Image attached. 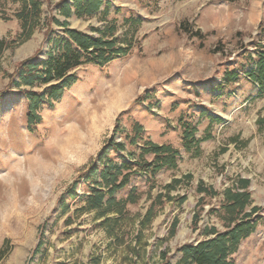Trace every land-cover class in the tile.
Instances as JSON below:
<instances>
[{"label": "rangeland", "instance_id": "374dc122", "mask_svg": "<svg viewBox=\"0 0 264 264\" xmlns=\"http://www.w3.org/2000/svg\"><path fill=\"white\" fill-rule=\"evenodd\" d=\"M35 1L40 18L22 40L21 1L0 0V40L16 42L0 53V91L40 46L44 18L64 20L57 12L62 0ZM102 1L90 16L67 18L68 27L99 37L96 29L113 26L118 44L130 42L127 56L73 70L75 83L52 107L39 108L41 122L31 130L20 90L42 93L51 83L12 86L0 99V264H162L163 253L178 264V247L201 241L205 226L224 228L222 195L199 193L198 184L221 193L246 178V211L264 207V95L245 75L255 66L248 55L264 46V0ZM182 22L203 38L180 31ZM51 26L53 37L62 35ZM49 48L45 41L32 62L46 61ZM229 71L238 77L224 86ZM181 122L196 128L197 140L210 136L197 155L183 148ZM135 124L143 131L131 144ZM111 139L125 150L107 149L98 163ZM147 141L178 149L177 167L142 172L134 162ZM105 160L130 166L123 171L129 182L112 197L124 201L131 193L136 201L120 213L106 203L83 209L100 182L99 174L83 175ZM11 170L15 176L7 175ZM255 217L254 232L232 255L235 264H264V210Z\"/></svg>", "mask_w": 264, "mask_h": 264}, {"label": "trees", "instance_id": "16d2710c", "mask_svg": "<svg viewBox=\"0 0 264 264\" xmlns=\"http://www.w3.org/2000/svg\"><path fill=\"white\" fill-rule=\"evenodd\" d=\"M18 1H21L22 4L21 10L17 14V18L22 21L21 35L24 37L22 40H27L33 32L36 21L40 18V2L35 0ZM102 3V0H62L59 3L60 7L57 12L65 20L60 21L50 15L45 17V30L40 46L33 55L17 63L12 73L8 75V84L5 89L0 91V99L5 96L12 86L23 85L32 88L35 84L51 83L42 93H35L31 89L20 90L27 101L26 121L28 130H31L32 127L41 122V117L38 113L39 108L42 105L52 107L54 102L61 98L63 91L75 83L76 75L72 72L73 70L84 64H94L102 67L116 57H125L129 54L130 42L124 40L122 42L123 45L118 44L116 37H113V26L110 27L108 32L96 29L95 31L100 34L99 37L68 27L66 19L71 15L76 18L90 16L99 11ZM106 5L108 7V2H106ZM104 11L107 12V9ZM51 24L62 28L61 36H52L55 30ZM178 29L191 37L203 38L199 30L192 32L187 22L180 23ZM105 36H107L106 39ZM45 41L50 46L48 59L33 63V60L38 59V54ZM15 44V41L0 40V53L5 48L13 47ZM248 59L254 62L255 66L245 72V75L252 83L258 85L257 96L261 97L264 95V46H256L255 56L249 54ZM237 77L238 74L235 71L225 72L222 84L225 86L235 81ZM180 124L183 127V148L186 152L193 149L194 154L197 155L199 153V143L209 139L210 136L197 140L195 139V127L182 122ZM142 129L140 125L135 124L136 136L131 139V144H135L136 138L143 131ZM107 149L122 152L125 150V145L113 139L109 140L102 154L97 158L98 163L104 159ZM146 155L152 156V160H145ZM178 157V149L170 145H158L147 141L140 149V155L134 164L142 172L154 176L162 169H175ZM129 169L130 166L128 164L117 166L107 160H105L101 170L100 166L93 164L89 174H84L83 177L89 179L99 174L100 182L96 183L91 189L83 209L85 211L100 210L103 203H106L109 209L115 208L120 213L122 206L126 202L134 203L136 197L131 193L124 201H116L112 197L115 192L121 190L129 182L128 177L130 174H123V171ZM189 178L190 176H185L184 179ZM180 182V179H174L172 184ZM249 183L248 179L239 178L234 187L225 188L221 193L211 187H204L202 183L198 184L197 191L199 193L214 197L219 196V194L222 195L219 210L223 212L221 219L224 228L220 231L214 226H205L202 231L203 239L201 241L196 244H183L178 247L177 252L181 254L178 264H235L232 255L237 251L241 241L254 232L258 221L255 214L264 210V207H252L249 211H246L250 205V193L247 190ZM173 185H166L164 188L168 191ZM97 187L103 188L106 192L99 190ZM165 196L170 199L168 192ZM106 197L108 199L105 201ZM160 197L158 196V198ZM173 227H175V223ZM162 264H168V257L165 253L162 254Z\"/></svg>", "mask_w": 264, "mask_h": 264}, {"label": "bare ground", "instance_id": "6f19581e", "mask_svg": "<svg viewBox=\"0 0 264 264\" xmlns=\"http://www.w3.org/2000/svg\"><path fill=\"white\" fill-rule=\"evenodd\" d=\"M7 175H9V176H13V175H14V176H15V173L12 172V170H11V171L8 172ZM1 183H2V181H1V178H0V184H1ZM3 187H4V188H8V186H5V185H3Z\"/></svg>", "mask_w": 264, "mask_h": 264}, {"label": "crops", "instance_id": "0c3cea01", "mask_svg": "<svg viewBox=\"0 0 264 264\" xmlns=\"http://www.w3.org/2000/svg\"><path fill=\"white\" fill-rule=\"evenodd\" d=\"M64 20H65V18H64ZM256 86H257V88H258V85L257 84H255Z\"/></svg>", "mask_w": 264, "mask_h": 264}]
</instances>
